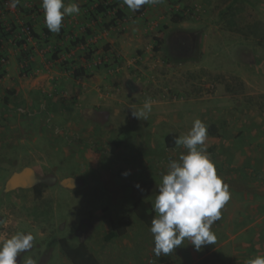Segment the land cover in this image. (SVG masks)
I'll return each mask as SVG.
<instances>
[{
	"label": "rangeland",
	"instance_id": "obj_1",
	"mask_svg": "<svg viewBox=\"0 0 264 264\" xmlns=\"http://www.w3.org/2000/svg\"><path fill=\"white\" fill-rule=\"evenodd\" d=\"M41 3L0 0V242L34 236L17 264H73L51 245L60 238L84 242L98 264L209 263L190 254L198 251L187 239L155 256L151 225L133 209L139 198L153 209L169 162L187 151L175 140L196 119L228 186L224 206L246 196L234 219H257L264 230V0H160L141 14L119 0L122 20L113 10L90 19L94 0H64L80 13L50 36ZM147 99V118H134ZM123 217L129 226L107 239ZM221 226L214 222L216 242L202 247L226 238Z\"/></svg>",
	"mask_w": 264,
	"mask_h": 264
},
{
	"label": "clouds",
	"instance_id": "obj_2",
	"mask_svg": "<svg viewBox=\"0 0 264 264\" xmlns=\"http://www.w3.org/2000/svg\"><path fill=\"white\" fill-rule=\"evenodd\" d=\"M160 0H123L135 12L142 5L156 4ZM15 8L19 0H9ZM45 25L52 33L58 34L65 16L79 14L78 3L65 4L64 0H42ZM151 111V100L147 99L140 110H131L136 119L147 118ZM207 126L200 120L193 122L191 129L175 140L187 151L178 160L169 162L166 174L162 175L153 202L155 213L150 232L154 239L153 253L159 257L167 255L181 246L185 239L190 241L196 251L202 246L216 242L211 231L212 224L221 218V209L229 201L228 186L217 175L216 168L207 153L205 141ZM125 177L130 171L123 173ZM138 189L140 185H135ZM143 191V189H140ZM34 236L22 231L0 242V264H17V256L33 247ZM21 264H35L31 258ZM246 264H264V255L249 258Z\"/></svg>",
	"mask_w": 264,
	"mask_h": 264
},
{
	"label": "crops",
	"instance_id": "obj_3",
	"mask_svg": "<svg viewBox=\"0 0 264 264\" xmlns=\"http://www.w3.org/2000/svg\"><path fill=\"white\" fill-rule=\"evenodd\" d=\"M240 199H242V202H237L235 199L230 207L224 206V208L220 210L222 226L219 227V229L223 233H226V238L220 240L214 247H205L206 249L202 247L200 249L201 251L190 252L193 256L195 254L206 256L211 259L210 262L204 263V261L200 262L199 259H196L191 264H246L249 258H254L257 255H264V230L258 228V225H262L263 222L258 223L256 221L257 219H254L245 223V218L242 217V215L234 219L237 212L233 208L239 207L241 203L245 202L246 196H241ZM224 214L227 216L226 219H224ZM248 220H250V215ZM214 228L213 223L211 229ZM226 245L231 246L226 247Z\"/></svg>",
	"mask_w": 264,
	"mask_h": 264
},
{
	"label": "trees",
	"instance_id": "obj_4",
	"mask_svg": "<svg viewBox=\"0 0 264 264\" xmlns=\"http://www.w3.org/2000/svg\"><path fill=\"white\" fill-rule=\"evenodd\" d=\"M96 2V5L93 8L88 7L89 17L90 19L96 20L99 15H104L108 13L109 11L113 10L115 13V19L116 20H122L125 17V12L119 7V0H94ZM146 8V4L142 5L141 8L138 11H135L137 14H141L144 12ZM174 22H180L183 17L180 15H175L173 17ZM114 21H112V24ZM3 26H1L0 22V47L3 45V38H6V33L3 31ZM45 34L47 36L51 35V31L49 29L44 30ZM34 37L39 38L40 35L36 33L35 31H31ZM48 38V37H47ZM78 42H83L84 38L81 37L78 39ZM76 42H72V45H76ZM159 46L155 47V50H158ZM2 59L5 60L6 58L1 55V48H0V66L2 64ZM83 69H80L75 72V76H82L84 75ZM2 76V73H0V78ZM175 139L174 135H168L167 140H170L171 142ZM43 185L40 183L34 185V192L35 195L40 197L43 192ZM134 212L139 217L140 220L144 221L147 224L151 225V221L155 215L153 212V209L151 207V204L148 201H145L141 198L137 199L134 202ZM131 223V220L129 217H123L118 221H115L112 223V231L107 236V239H110L112 236H115L117 234H121L124 232L125 227L129 226ZM55 242H58L62 248L63 253L65 256L71 260L73 264H98V260L95 257V255L90 252L89 248L84 242L79 243L78 245H71L68 243V240L66 238H60V239H53L50 243L53 245Z\"/></svg>",
	"mask_w": 264,
	"mask_h": 264
},
{
	"label": "flooded vegetation",
	"instance_id": "obj_5",
	"mask_svg": "<svg viewBox=\"0 0 264 264\" xmlns=\"http://www.w3.org/2000/svg\"><path fill=\"white\" fill-rule=\"evenodd\" d=\"M59 244V243H58ZM60 245V244H59Z\"/></svg>",
	"mask_w": 264,
	"mask_h": 264
}]
</instances>
